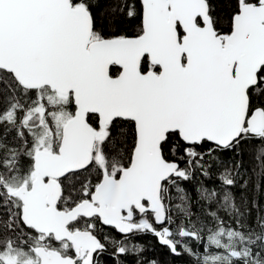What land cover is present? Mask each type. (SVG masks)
<instances>
[{
    "label": "snow or ice",
    "instance_id": "obj_1",
    "mask_svg": "<svg viewBox=\"0 0 264 264\" xmlns=\"http://www.w3.org/2000/svg\"><path fill=\"white\" fill-rule=\"evenodd\" d=\"M0 264H264V0H0Z\"/></svg>",
    "mask_w": 264,
    "mask_h": 264
}]
</instances>
